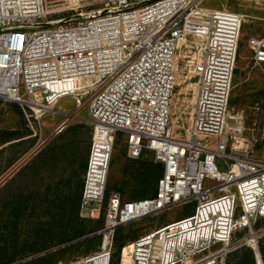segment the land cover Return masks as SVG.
<instances>
[{
  "label": "built area",
  "instance_id": "1",
  "mask_svg": "<svg viewBox=\"0 0 264 264\" xmlns=\"http://www.w3.org/2000/svg\"><path fill=\"white\" fill-rule=\"evenodd\" d=\"M206 1L104 0L53 24L46 0H0V98L40 119L72 97L75 111L63 112L51 137L74 119L93 125L81 214H101L118 133L128 134L130 159L151 151L163 164L154 196L110 195L99 250L71 264H111L118 227L192 202L191 213L128 243L130 261L122 255V264H227L231 252L264 234V158L234 149L246 130L245 111L231 105L246 14ZM250 45L254 62L264 63V33ZM185 47L195 100L190 120L176 122ZM83 108L87 118L79 116ZM207 179L217 184L208 187Z\"/></svg>",
  "mask_w": 264,
  "mask_h": 264
},
{
  "label": "rangeland",
  "instance_id": "2",
  "mask_svg": "<svg viewBox=\"0 0 264 264\" xmlns=\"http://www.w3.org/2000/svg\"><path fill=\"white\" fill-rule=\"evenodd\" d=\"M46 1L51 11L47 21L53 24L104 5V0ZM205 5L226 6L246 14L232 90V108L245 111L246 130L243 138H236L234 149L264 158V63L254 62L250 45L251 36L264 33V0H207ZM184 50L173 104L176 122L182 117L186 122L190 120L195 100L196 77L186 67L192 52L188 47ZM56 109L57 112L37 119L30 115L28 106L0 98V260L4 259L0 264H11L22 258L26 260L23 264H31V256L43 248L54 252L52 256L57 264H71L92 254L102 244L101 230L105 226L110 195L125 190V199L136 200L145 193L138 174L149 170V162H156L154 154L147 151L139 159H130L128 134L118 133L101 214L96 218L82 215L83 185L76 169L87 148L90 153L93 125L87 120L74 119L64 132L51 137L53 126L65 117L63 112L72 113L76 106L68 96L61 99ZM79 116L88 117L86 108L79 111ZM207 141L214 143L215 138L209 137ZM215 184L214 180H206L208 187ZM195 206L196 202L176 205L127 224L124 246H130L127 244L134 240V233L141 236L191 213ZM81 219L88 220L83 228L86 234L75 238V227L84 226ZM258 225L264 226V219ZM247 233L246 229L236 232L235 245L240 246ZM263 239L261 234L258 242L236 248L230 253L228 263L236 264L252 252L255 263L264 264L260 248ZM123 247L114 245L111 264H122V255L123 262L129 263L130 251Z\"/></svg>",
  "mask_w": 264,
  "mask_h": 264
},
{
  "label": "trees",
  "instance_id": "3",
  "mask_svg": "<svg viewBox=\"0 0 264 264\" xmlns=\"http://www.w3.org/2000/svg\"><path fill=\"white\" fill-rule=\"evenodd\" d=\"M232 103L233 102H232V98H231V105H232ZM148 164L150 167L149 170H147L145 172H139V174H138V178H139L140 183L142 185V189L145 191V193L142 196L138 197L137 199H142V198L154 196L158 190L159 179L163 174V164L160 162H153V161L149 162ZM83 184H84V181H83L82 185ZM107 189H108V185H107ZM124 191H123V193L121 191H117L121 194L123 199H125L124 198V195H125ZM106 197H107V191H106ZM86 222H88L87 219H81V223H83L84 226L81 225L79 227H75V232L73 234L75 238L81 237L84 234H86L84 232V229H83V228H85V225H87ZM126 226H127V224L121 225L115 231L114 245L119 247V248H122L126 244V242H125V233L127 230ZM137 237H139V236L136 233H134L133 238L136 239ZM260 248H261L262 255L264 257V239L261 242ZM123 249L129 250L130 246H124ZM53 253L54 252H50L48 254H45V255L41 256L40 258L31 261V264H57V259L54 258V256H52ZM113 258H114V254H113ZM0 261H4V259H2ZM13 261H15V260H13ZM227 264H230V263H228V260H227ZM236 264H256L255 259H254V255L252 254V252H248L247 255L243 259L238 261Z\"/></svg>",
  "mask_w": 264,
  "mask_h": 264
},
{
  "label": "crops",
  "instance_id": "4",
  "mask_svg": "<svg viewBox=\"0 0 264 264\" xmlns=\"http://www.w3.org/2000/svg\"><path fill=\"white\" fill-rule=\"evenodd\" d=\"M88 158H89V149L87 148L84 152V154L81 156V159H80V163L78 164V169H76L77 171V174H79V176L81 177V181L83 183L84 181V174L86 172V168H87V164H88ZM50 252H48L47 249H44L43 250L41 249V251H36L34 252V254L31 256V259H30V262L35 260V259H38L40 258L41 256L45 255V254H48ZM41 254V255H39ZM8 260H10L9 258H7ZM11 260H16L15 258H12ZM21 260H24L23 258L22 259H18L16 262L18 261H21Z\"/></svg>",
  "mask_w": 264,
  "mask_h": 264
},
{
  "label": "bare ground",
  "instance_id": "5",
  "mask_svg": "<svg viewBox=\"0 0 264 264\" xmlns=\"http://www.w3.org/2000/svg\"><path fill=\"white\" fill-rule=\"evenodd\" d=\"M51 12V11H50ZM179 76V75H178ZM178 81H179V77L177 78V83H178ZM180 84V83H179ZM194 89H196V84H195V86H194ZM180 92H181V90H180ZM35 106V108H37L38 110H40V107L38 106V105H34ZM129 251H130V249H129Z\"/></svg>",
  "mask_w": 264,
  "mask_h": 264
},
{
  "label": "water",
  "instance_id": "6",
  "mask_svg": "<svg viewBox=\"0 0 264 264\" xmlns=\"http://www.w3.org/2000/svg\"><path fill=\"white\" fill-rule=\"evenodd\" d=\"M51 251V250H48V252ZM41 255V254H39ZM26 260H21V261H18V262H14V263H11V264H19V263H22V262H25Z\"/></svg>",
  "mask_w": 264,
  "mask_h": 264
}]
</instances>
